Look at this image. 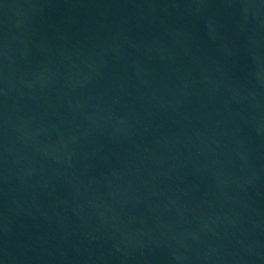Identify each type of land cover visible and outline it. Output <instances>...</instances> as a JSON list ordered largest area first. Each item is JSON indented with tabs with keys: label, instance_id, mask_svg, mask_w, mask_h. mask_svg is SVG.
Listing matches in <instances>:
<instances>
[{
	"label": "water",
	"instance_id": "obj_1",
	"mask_svg": "<svg viewBox=\"0 0 264 264\" xmlns=\"http://www.w3.org/2000/svg\"><path fill=\"white\" fill-rule=\"evenodd\" d=\"M0 264H264V0H0Z\"/></svg>",
	"mask_w": 264,
	"mask_h": 264
}]
</instances>
